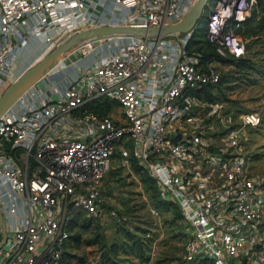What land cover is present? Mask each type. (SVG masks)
Returning a JSON list of instances; mask_svg holds the SVG:
<instances>
[{
  "label": "built area",
  "instance_id": "obj_1",
  "mask_svg": "<svg viewBox=\"0 0 264 264\" xmlns=\"http://www.w3.org/2000/svg\"><path fill=\"white\" fill-rule=\"evenodd\" d=\"M194 1L0 0V96L74 28L168 25ZM209 5L216 54L196 48L197 27L87 42L82 59L56 66L1 115L0 264H62L74 213L102 216L104 176L116 158L134 169L131 151L182 212L185 260L264 264V175L243 143L262 114L231 109L217 89L218 63L247 56L237 26L258 4ZM97 98L110 101L106 114L90 107Z\"/></svg>",
  "mask_w": 264,
  "mask_h": 264
},
{
  "label": "rangeland",
  "instance_id": "obj_2",
  "mask_svg": "<svg viewBox=\"0 0 264 264\" xmlns=\"http://www.w3.org/2000/svg\"><path fill=\"white\" fill-rule=\"evenodd\" d=\"M262 16L257 7L248 22L238 25L248 46L247 61L225 59L218 63V68L224 80L228 77L222 87L231 109L261 111L262 121L246 128L243 143L252 169L264 175V30L258 26ZM206 18L205 13L195 27L205 28ZM202 33L203 29H199L196 38L203 39ZM206 48L207 45L202 47ZM84 51L78 47L71 56L77 57ZM142 175L120 158L114 160L103 180V214L98 218L76 217L64 264H103V259L110 256L116 258V264H193L184 258L181 210L161 196L158 182L148 174Z\"/></svg>",
  "mask_w": 264,
  "mask_h": 264
},
{
  "label": "water",
  "instance_id": "obj_3",
  "mask_svg": "<svg viewBox=\"0 0 264 264\" xmlns=\"http://www.w3.org/2000/svg\"><path fill=\"white\" fill-rule=\"evenodd\" d=\"M211 0H195L189 11L178 21L163 26H142L131 23L126 24H94L83 25L74 28L56 46L49 50L36 63L23 71L15 81L10 83L0 96V117L7 109L24 93L30 86L37 83L45 75L50 73L57 62L64 58L69 52L105 37H141L160 38L175 32H187L194 28L203 18ZM72 53V52H71ZM178 134H174L176 138ZM6 220L0 208V247L6 241Z\"/></svg>",
  "mask_w": 264,
  "mask_h": 264
},
{
  "label": "trees",
  "instance_id": "obj_4",
  "mask_svg": "<svg viewBox=\"0 0 264 264\" xmlns=\"http://www.w3.org/2000/svg\"><path fill=\"white\" fill-rule=\"evenodd\" d=\"M257 6H258V8L259 9H261V12L263 13V16H262V22L261 23H259V27L260 28H262L263 30H264V0H257ZM208 12H209V8H208V10L206 11V15H208ZM252 18V17H251ZM250 19V18H249ZM249 19L247 20V21H245V22H248L249 21ZM244 22V23H245ZM199 29L202 31V29H203V33L201 34V36L203 35L204 37H203V39L202 38H196L197 37V35H198V31H199ZM237 30L240 32V34H242V31H243V29H241V26H237ZM205 33H206V27L205 28H203V27H197L196 28V30H195V38H194V40H193V42L194 43H197V47L196 48H198V49H200V50H203V52H210L211 54H216V52H215V50H214V47L212 46V45H210L207 41H206V39H205ZM200 42H202L200 45H198ZM208 46V48H206V49H202V47H204V46ZM211 47V48H210ZM247 57L248 56H246V57H238V58H236V57H234V56H230V57H228V58H226V60H229V61H233V60H236V61H239V62H246L247 61ZM226 77V76H225ZM228 79V77H226V80ZM226 80H224L223 78L220 80V83H218L217 84V88L219 89V91H218V93H220L221 94V97L222 98H224V96L225 95H223L224 94V91H223V87H222V83L224 82V81H226ZM208 94L209 95H211L210 97H212V96H215L216 94H214L211 90H209L208 91ZM218 95V94H217ZM90 107L92 108V109H94L95 111H97L98 113H100V114H106V112H108L109 110H110V108H111V103H110V101H108V100H104V99H102V98H97V99H94V100H92L91 102H90ZM130 155H131V160H132V165H133V168L139 173V175L142 177L143 175L142 174H148L150 177H152L153 178V180L156 182V184H157V180H156V178L154 177V176H152L151 174H149V172L142 166V165H140L138 162H137V160H136V158H135V156L133 155V153H132V151H131V153H130ZM170 204H174L175 206H177V204L176 203H174V202H169ZM106 206V205H105ZM178 207V206H177ZM75 215H74V217L72 218V221H71V224H70V229H71V232H72V228H73V222H74V220L76 219V217H80L81 215H83V217H90V218H98V217H93V216H86L85 215V213H84V211H82V210H78L77 211V214H76V212L74 213ZM71 235V234H70ZM71 238H72V235H71ZM71 240V239H70ZM141 250H142V254H144L145 255V252L143 251L144 250V248H141ZM65 255H66V250L63 252V255H62V259L64 260L66 257H65ZM114 258V257H113ZM111 256L110 257H108V258H106V259H103V261L102 262H104L103 264H116L117 263V261H115V259H113ZM63 260H62V264H64V262H63ZM188 262H190V263H193V264H214L213 263V261H212V259H209V258H201V259H196L195 261H188Z\"/></svg>",
  "mask_w": 264,
  "mask_h": 264
},
{
  "label": "bare ground",
  "instance_id": "obj_5",
  "mask_svg": "<svg viewBox=\"0 0 264 264\" xmlns=\"http://www.w3.org/2000/svg\"><path fill=\"white\" fill-rule=\"evenodd\" d=\"M71 52H73V51H71ZM71 52H69L64 58H62V59H60L58 62H57V65L56 66H58V65H60V64H63L64 62H66L67 60H68V58L71 56ZM53 70V69H52ZM51 70V71H52ZM50 71V72H51Z\"/></svg>",
  "mask_w": 264,
  "mask_h": 264
},
{
  "label": "crops",
  "instance_id": "obj_6",
  "mask_svg": "<svg viewBox=\"0 0 264 264\" xmlns=\"http://www.w3.org/2000/svg\"><path fill=\"white\" fill-rule=\"evenodd\" d=\"M79 59H82V54L78 55L77 57H75V54H74L73 57L71 56L70 61H73V60H79ZM15 80H16V78H15L14 80H11L10 83H12V82L15 81ZM10 83H9V84H10Z\"/></svg>",
  "mask_w": 264,
  "mask_h": 264
}]
</instances>
